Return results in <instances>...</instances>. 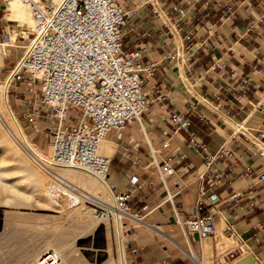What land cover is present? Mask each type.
Returning a JSON list of instances; mask_svg holds the SVG:
<instances>
[{
	"label": "crops",
	"instance_id": "1",
	"mask_svg": "<svg viewBox=\"0 0 264 264\" xmlns=\"http://www.w3.org/2000/svg\"><path fill=\"white\" fill-rule=\"evenodd\" d=\"M5 1L0 0V39L7 27ZM115 1L134 11L122 50H141L147 97L139 121L105 137L115 144L108 157V182L115 192L132 189L129 204L137 213L136 219L124 221L127 264H194L190 254L200 264H264V180L259 179L264 173V155L259 154L264 151V18L249 29L264 15V0ZM29 39V34L15 39L10 49H18L4 57L3 68L16 62ZM171 111L189 117L200 149L189 144L186 133L174 131ZM26 116L34 127L43 122L39 114ZM71 116L76 118V112ZM223 147L229 154L214 164L219 181L212 184L213 174L199 179L204 156ZM166 163L174 173L163 174ZM247 168L253 173L244 176ZM201 193L215 226L205 239L184 234L177 223L190 216ZM0 239V257L11 256L9 264H27L47 245V240L19 236L14 226ZM71 254L68 264L108 260L107 255L79 262Z\"/></svg>",
	"mask_w": 264,
	"mask_h": 264
},
{
	"label": "built area",
	"instance_id": "2",
	"mask_svg": "<svg viewBox=\"0 0 264 264\" xmlns=\"http://www.w3.org/2000/svg\"><path fill=\"white\" fill-rule=\"evenodd\" d=\"M30 5L34 28L23 54L16 60L7 77L10 82H40L41 103L51 109L57 124L51 131V161L43 165L52 182L59 187L58 193L76 195L75 185L54 172V166L85 169L103 181L112 196V204L102 209L103 214L121 219H136L129 204V188L115 192L108 182L109 159L99 155L98 147L110 132H120L132 121H139L147 110L142 71L145 66L141 50L125 53L122 38L133 10H126L115 0H22ZM231 11V6L226 5ZM230 14V13H229ZM264 15L251 22L249 29L256 28ZM8 38L3 33L2 45ZM203 43V42H202ZM219 64L218 67H222ZM3 67L0 68V79ZM152 70V68L150 69ZM166 96L162 95L161 99ZM76 112V118L71 111ZM174 131H182L189 137V144L196 150L201 144L191 130L186 114L171 111L168 116ZM71 119L70 123L67 120ZM75 119V120H74ZM264 137V134H260ZM229 154L225 147L204 156V168L198 174L202 179L213 174L212 184L219 181L214 164L223 155ZM260 155L264 151L260 150ZM163 174L170 175L174 169L163 165ZM253 173L247 168L244 176ZM264 180V173L259 175ZM199 197L191 206L190 216L179 218L184 234H196L200 239L215 232L213 215ZM215 194L209 196L210 200ZM89 202V201H87ZM122 227L125 223L121 222ZM194 264L198 259L190 254Z\"/></svg>",
	"mask_w": 264,
	"mask_h": 264
},
{
	"label": "rangeland",
	"instance_id": "3",
	"mask_svg": "<svg viewBox=\"0 0 264 264\" xmlns=\"http://www.w3.org/2000/svg\"><path fill=\"white\" fill-rule=\"evenodd\" d=\"M7 1L9 0H6L5 2L7 3ZM28 11H29L28 12L29 18L31 19L30 10ZM7 26L8 27H6V32L14 36V39H13L14 42H15V39L17 40V38L20 35L23 38H26L28 34L30 35L31 33V31H28L29 33L27 32V36L24 37L21 33L22 31L20 28L17 29L15 25L10 26L8 24V21H7ZM12 48H13V53L10 51V53L8 54V57L10 56L12 57L14 53L16 52L15 49H18L16 47H12ZM24 49L25 47L23 48V50ZM22 54L23 52L20 54V56ZM13 66L14 64H8L7 62L5 63V67L2 69L1 80H4L6 78V76L12 70ZM40 99H41V85H40V82L38 81L36 82L21 81V82H15V83L12 82L11 87L9 84L7 102L9 103L10 108L15 118L17 119L18 123L21 125L22 130L25 132L26 136L32 141L33 145L38 146L44 153L50 154L51 147H50L49 142L51 138V131L53 130L55 123L53 122V119L51 117V109L48 108L47 106H44L41 103ZM26 113L39 114L40 116L38 118L42 120L45 124H43L42 122L40 123L41 125H37L35 127L32 125H29ZM35 116L34 118H37V116L36 117ZM12 137L14 138L12 133L8 131V128L0 119V148H2L3 150L2 152L0 149V154L1 155L3 154L2 159H4V157L9 158L10 155L12 154L15 156V159L19 158L18 155L14 154L12 148L8 146V143H9V145H12L14 149L17 148L18 152L21 154L20 156L25 157V159H27L29 163L34 165V163H32L29 160V158L23 152H21V150L17 147L15 142L12 140ZM8 163L12 165L11 161ZM10 165L8 167L12 168V166ZM35 167H37V169L42 174V176H45V179L47 182L51 181V178L49 179V175L46 172H43V170L40 169L37 165H35ZM13 172L7 175V176H11V178H9L8 181L17 185L21 189V191H23L24 189L25 190L30 189L31 185H29V179L27 178L25 172H22V171L21 172L17 171L16 173H13ZM54 172H57L56 169ZM78 184L80 185V183ZM76 189L78 190V193H81L84 190L83 187L81 186L79 187L78 185L75 186V190ZM74 193L76 195L78 194L77 191H75ZM59 194H60L58 195L60 196L58 197V199L60 200V201L58 200L59 202L50 193L48 195L49 196L51 195L50 197L53 200L55 199L53 202H50L49 200L46 201L47 199L45 200L46 202H42V203H40L42 200L40 202H34L32 198L31 197L28 198V196H24V197L22 196L21 199H14V197H11V196L8 197L7 203L0 204V224L3 223L6 214H11L12 215L11 216L12 226L15 227V231L18 233L19 236H28L30 238L48 240L53 235L54 229H55L53 228L52 223L56 221L60 222V224L62 225L61 228L60 227L57 228L58 231L56 230L60 234H61V231L74 232V229H73L74 224L87 221L88 227L93 225L95 228L96 226H98L97 232L96 233H94V231L87 232L86 228L88 227H83L82 229L76 230L77 234L74 233L75 234L74 237H72V239L67 240V241L72 242L71 246L68 243H66V245H62L61 248L62 247L65 248V246H67V249L65 248L67 251H65L63 248L62 249L65 252H68L67 254H69L70 252L74 255L76 254L77 258L79 259V262H80V259L84 260L85 257L89 259H93V261L95 260L101 261V259H105V257H107L108 255V260H106L107 264H120L121 256H119L120 255L119 241H118V236H116L117 233H115L116 229L114 225V217H111V218L106 217L103 214L102 209L96 208V206L94 205L95 203L92 204L93 202L91 203V202L84 201L81 204V200H80V203H78L79 205L78 204L74 205L73 209L81 207L80 209H82L83 214H77V215L72 216L70 219H66L65 214L68 213L67 212L68 208L66 207V204H68L67 206H70L71 204H73V202L70 201V196L68 197V194H65V193H59ZM62 197L65 198L64 199L65 202ZM111 200H112V196H111V199L109 200V205L112 204ZM120 220L121 222L125 221L124 218ZM89 222L92 224H90ZM94 223L96 224L94 225ZM69 225H71V227H69ZM121 234L123 236V242H124L123 245H124V251H125V248H126L125 240H124L125 231H124V228L122 227V224H121ZM92 237L94 238L93 240L91 239ZM76 238H77V244L75 243ZM117 242H118V245H117ZM70 247H71V251L69 252ZM46 248L50 249L51 246H48ZM102 249H104V251ZM11 258L12 257L8 255L1 256V260L8 261V262L11 260ZM123 258L126 262V254Z\"/></svg>",
	"mask_w": 264,
	"mask_h": 264
},
{
	"label": "bare ground",
	"instance_id": "4",
	"mask_svg": "<svg viewBox=\"0 0 264 264\" xmlns=\"http://www.w3.org/2000/svg\"><path fill=\"white\" fill-rule=\"evenodd\" d=\"M35 1L40 2L42 0H35ZM53 1L59 2L60 0H53ZM28 10H30V14H31L30 5L27 4L26 2L22 1V0H9V1H7L6 6H5L4 18L8 21V24L10 26L15 25L17 27V29L20 28L22 31L21 33L24 37L27 36L28 31H31L34 28V22H33L32 18L31 19L29 18V15H28L29 11ZM14 29H15V27H14ZM13 39H14V36L9 33L8 38L6 39L5 43L0 45V68L4 64V57H6L11 51L10 47L15 45ZM9 84L11 87L10 77L6 76V78L4 80L0 79V119L8 128V131H10L12 133V135L14 136V138L12 137V140L15 142L17 147L21 150V152H23L29 158V160L32 163H34V165L29 163V161L27 159H25V157L20 156L21 154L18 152L17 148L14 149L12 147V145H9V143H8V146L10 148H12L14 154L18 155L19 158L15 159V156L12 154V155H10L9 158L4 157V159H2L3 154L2 155L0 154V204L7 203V198L10 196L14 197V199H21L22 196L23 197L28 196V198L31 197L34 202H40L42 200L40 203L46 202L48 200L50 202H53L55 199L53 200L50 197L51 195L50 196L48 195L49 193L52 194V196H54L58 201L59 200L58 197H60V196H58V195H60L58 193L59 187L56 185V183L54 181L52 182V180L47 182L45 179V176H42V174L39 172L37 167H35V165H37L40 169L43 170V168H42L43 165L50 164L51 153L50 154L44 153L38 146L33 145L32 141L26 136L25 132L22 130L21 125L18 123L17 119L15 118V116H14V114L10 108L9 103L7 102ZM4 128H5V126H4ZM4 139H5V137H4ZM112 146L114 147L115 144L112 145V142H109L108 140L103 139L100 142L99 147H98L99 155L108 158L112 154L111 153V151H113ZM0 149L3 152L2 148H0ZM8 155H7V157H8ZM10 161L12 162L11 163L12 165H10V163H8ZM9 165L12 166V168L8 167ZM53 168H54V171L56 169L57 173L59 175H61L60 176L61 178L67 179L70 183L74 184L75 186L78 185L79 187L81 186L84 188L83 192H81L82 194L78 193V190L76 189L75 191H77L78 194L74 195V196L73 195L70 196V201H72L73 204H71L70 206H67L68 204H66L67 203V201H66L65 204H66V207L68 208V210H67L68 213L65 214L66 219H70L72 216L77 215V214H83L82 209H80L81 208L80 206H81L82 202H84V201L93 202L97 205L103 206L106 209H108L109 200L111 199V192L109 191L107 185L103 181L98 179L96 176H94L91 172H89L85 169H81V168L67 167V166H60V165L54 166ZM13 171H15V172H13ZM17 171L25 172L27 178L29 179V185H31L30 189H28V190L22 189L23 191H21V189L17 185L8 181V179L11 178V176H7V175H9L11 172L16 173ZM49 179H50V176H49ZM78 183H80V185ZM79 191H81V190H79ZM68 197H69V195H68ZM64 199L65 198H63V200ZM80 200H81V204H80V206H78L80 208H74L73 209L74 205L80 203ZM111 201H110V203H111ZM64 202H65V200H64ZM11 216H12L11 214L5 215V218L3 221L4 222L3 223L4 224V230L0 234V237L9 236L10 232L12 231ZM113 216H114V225H115V229H116L115 233H117L116 236H118V241H119V252H120L119 256H121L120 264H126V262L123 258L125 256V253H124L125 251H124V245H123V243H124L123 242V236L121 234V220H120L121 214L119 212L115 211ZM91 220H92V218H91ZM87 224H88L87 221L86 222L83 221L81 223L74 224L73 225L74 232H71V231L63 232V231H61V234H60L59 232H57L58 231L57 228L62 227L60 222L56 221V222L52 223L53 228H55L54 233L48 240L46 239L47 240L46 241V244H47L46 247L51 246V248L47 249L45 247L44 250L41 249L42 251L35 253L31 259H28L29 261L27 264H68V261H69L68 257L71 258V256H69L70 253L67 254L68 252L66 253L65 251L60 249L61 248L60 246H62V244L60 246H58V244L61 242H64V243L68 242L69 243L70 241H67V240L72 239V237H74V235H75L74 233L77 234L76 230L82 229L83 227H88ZM90 224H92V223H90ZM95 224L96 223H94V225ZM50 227H52V226H50ZM69 227H71V225H69ZM93 227L94 226L92 225V226H89L88 228H86L87 232L93 231ZM59 230H61V229H59ZM62 230H63V228H62ZM81 232H79V233H81ZM0 240H2V239H0ZM64 243H63V245H64ZM69 245H70V243H69ZM117 245H118V242H117ZM66 248H67V246H66ZM35 251H38V250H35ZM71 255H74V254H71ZM118 260H120V259H118ZM0 264H9V263L7 261L1 260V257H0Z\"/></svg>",
	"mask_w": 264,
	"mask_h": 264
}]
</instances>
